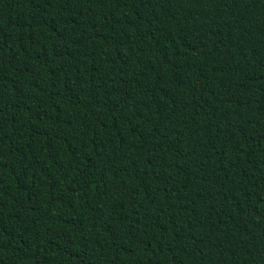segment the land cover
<instances>
[{"label": "trees", "instance_id": "obj_1", "mask_svg": "<svg viewBox=\"0 0 264 264\" xmlns=\"http://www.w3.org/2000/svg\"><path fill=\"white\" fill-rule=\"evenodd\" d=\"M0 264H264V0H0Z\"/></svg>", "mask_w": 264, "mask_h": 264}]
</instances>
